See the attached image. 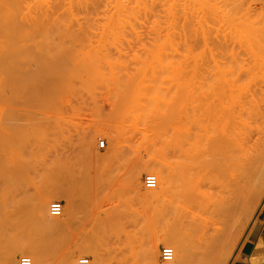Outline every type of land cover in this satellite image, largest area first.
I'll return each mask as SVG.
<instances>
[{
    "label": "bare ground",
    "instance_id": "1",
    "mask_svg": "<svg viewBox=\"0 0 264 264\" xmlns=\"http://www.w3.org/2000/svg\"><path fill=\"white\" fill-rule=\"evenodd\" d=\"M260 1L0 0V93L3 91L5 93L7 90L14 96L37 92L47 94L48 91L44 90L45 93H41L42 89L53 91V87L61 83H64L65 87L72 85L71 88L78 87L81 83L88 86L98 85L103 88L99 89L105 92V94H100V92L98 94L106 95L108 110L112 109V113L117 112L118 114L116 111L118 108L119 116L123 110V114L131 121L126 123V127L131 130L132 137L137 136V143L144 145V149L148 147L147 151L150 152L145 159L135 156L134 164L128 170V179L126 178L128 181L126 182H129L131 192L139 191L142 172L148 171L154 174L155 186L149 190H140L143 191L140 195L144 200H152L154 206L159 204L160 206H157L160 207L162 215L166 210L169 211L165 213L169 214V220L167 219L169 223L160 231L152 227L155 231L146 237L143 244L139 243L143 245L142 250L140 249L141 253L139 252L140 256L138 254V257L142 259V261L139 259L142 264H206L205 257L210 255L213 248L211 246L214 245L213 238L215 240L220 237V235L214 237L219 233L218 219L227 220L243 207L245 209L247 207L248 210L251 199L253 202V198L264 188V6ZM191 29H193V37L190 31V34L188 33ZM190 35L193 40L197 37L201 39L202 45L198 51H201L200 53L190 51L192 41H187ZM187 36L188 39H186ZM181 45L185 46L183 51ZM205 52L208 53L209 58L207 64H205L207 61ZM204 59V64H202ZM74 79H78L80 84L78 85L77 82H74V84L77 83L76 86L71 84ZM82 86L79 87L82 88ZM59 87L63 88L61 85ZM86 89L88 88H84L85 92ZM77 91L80 93L79 90ZM98 91L100 90L96 92ZM61 92L59 91L58 94ZM64 93L61 94L64 96ZM1 94L0 96L5 95ZM56 102L57 100L54 103ZM96 104L97 102L95 104L93 102L94 107ZM56 105L58 104L54 106ZM95 109L99 112L100 109L103 111L105 108L100 107L98 110L96 107ZM107 113L110 114V112ZM123 119L122 121H125ZM105 122L103 124L98 122V127H94L95 131H89L90 128L93 129L89 127V130L81 137L80 147L89 150L90 143L97 137V134L105 132L103 131L107 126ZM208 123L216 132L213 137L214 141L211 137H209L211 139L207 138ZM122 124L120 126H123ZM33 125L30 123V128ZM28 128L25 129L28 130ZM1 129L4 128L1 127ZM26 130L20 129L23 131L20 135L22 136ZM124 130L126 131L127 128ZM30 131L33 132V130ZM32 132L28 133L32 136ZM28 133L27 136L24 134L27 139L31 138ZM105 134L107 141L111 140V136ZM122 134L123 130L116 129L113 132L115 147L113 150L108 147L111 151L107 152V157H114L125 148L126 139L124 140ZM23 139L26 141V138ZM4 140L2 142H5ZM206 142L209 143L208 146ZM91 147L93 148V145ZM19 152H21L20 149ZM25 154L29 155L26 151ZM95 157L99 165L102 159H105L101 156ZM0 158L3 159V156ZM3 163L5 160L0 165L2 166ZM32 164L34 166L35 163L32 162ZM16 169H18L17 165ZM2 173L1 170L0 264H16L15 258L18 254L29 257L30 264H46L47 248L45 245L50 243L41 242V244L37 242L39 239L37 241L24 239V233L27 235L31 232L30 227L34 229V225H31L33 222L39 221L40 223L42 220L44 222L46 208H48L46 204L50 199L64 198L66 200V206L61 204V213L56 215L58 219L64 215L68 218L72 217L77 210L76 204L79 198L77 195L81 192L76 190L79 192L76 195L75 191L66 184H59L63 179L58 178L60 182L57 186L62 187L42 192L38 198L35 197L38 211L41 210V214L37 217V213L34 212L35 218L33 216L32 218L30 216L31 220L25 218L28 216L26 214L22 217L24 219H20L16 216L15 207H12L14 204L11 205L14 210H10L7 206L10 198L13 200L8 194L11 184L7 183L12 180H5L7 181L5 182ZM17 174L19 173H16L15 179H17ZM9 176L12 177V175ZM9 178L7 176V179ZM104 185L107 186V184ZM92 197L87 196L85 200L88 201L89 206H84L89 211V213L85 211V214L93 215L92 218L89 215L91 219L88 222L91 221V228L88 227L90 228L88 233L99 231L104 233L108 229L106 227H111L110 232L117 233L125 241L131 242L139 228V225L137 227L136 207L132 206V203H120L112 199L106 208H102V204L99 201V203L96 202L98 198L93 201ZM34 209L36 210L37 206ZM99 211H103L105 217L97 216L96 213ZM66 216L63 218L68 219ZM27 219L30 220V224ZM49 220L50 218L47 217V221ZM78 220L76 219L77 222ZM65 221L68 222V220ZM65 221L64 223H67ZM73 224L75 225L74 222ZM116 226L118 229L115 228ZM84 227L86 226H83V229ZM97 227L101 229L98 230ZM146 230L148 231L147 228ZM224 232L226 233L225 230ZM89 234L86 233V236ZM106 237L102 236L103 239ZM196 238L198 244L195 242V245L191 244L195 246L194 248L189 242L190 239ZM75 243L71 251H66V254L64 252L60 264H75L77 261L75 258L82 253L93 255L92 261L87 257L89 264H106L104 257L107 258V255L101 253L102 251L99 252V248L90 242ZM163 243L172 248L173 256L172 259L159 263L158 247ZM201 243L202 245H199ZM217 243L216 247L219 246ZM123 250L126 251L124 248ZM132 250H134L133 247ZM191 253L199 258L195 263L192 262ZM113 256L109 254V257ZM134 262L132 261L133 264Z\"/></svg>",
    "mask_w": 264,
    "mask_h": 264
},
{
    "label": "rangeland",
    "instance_id": "2",
    "mask_svg": "<svg viewBox=\"0 0 264 264\" xmlns=\"http://www.w3.org/2000/svg\"><path fill=\"white\" fill-rule=\"evenodd\" d=\"M260 2H261V4H263L262 1H260ZM262 6H264V4ZM209 22H208V24H209ZM189 31L193 37V33H192L193 29L188 30V33H189ZM188 33H187V35L190 34V33L189 34ZM189 37L187 36L186 39L189 38V40H187V41H192L191 42L192 48L190 47V51L192 50L193 53L198 52L200 50V45H202L201 39L199 37H197L195 40H193L191 35ZM193 42L197 45V47ZM193 46L195 48H193ZM183 47H185V46L181 45L182 49L181 48L180 49L182 51L184 50ZM200 52H198V53H200ZM204 55L206 56L207 61H205V59H204L202 64H204V61H205V64H207V62H209L208 61V59H209L208 53L205 52ZM78 81H79L78 79H74L71 82V84H74V82L78 83ZM63 84L64 83L59 84V85H61V87L63 86V88H60V87L58 88V86H59L58 85L57 87H53V89H52L53 91H51V89L46 90V88L42 89V91L40 90L41 93H45L44 91H46V92L48 91L47 94H39V92H37L35 94L32 93L29 95L25 94V95H20V96H14L11 93L9 94V92L7 90L5 93H4V91L1 92L2 94H5L4 96L0 93L4 97V99H3L2 96H0L2 98V99L0 98V101L3 102L2 104L0 102V119H1L0 120V133L1 134L4 133L3 135L0 134V136H2V137H0L1 138L0 141L2 142V140H4L6 138L4 140L5 142H2L4 144L3 147H2L3 144L0 142V145L2 144L0 146V153L1 152L3 153V154L2 153L0 154V157L3 156V159L5 158L4 159L5 163H3L2 166L0 165V173L2 170L4 181L5 180L8 181L10 179L12 180L9 182L5 181V182L11 184L9 186L10 188H8L9 189L8 194H9V196H11L13 198V200L10 198V200L8 202H10L11 204L8 203L7 206L10 210L15 207V212H17L16 216H18V218H20V219H24L22 217H23V215L25 217L26 214H28V216H26L25 218L30 219V216H31V218H32V216L33 217L35 216L34 212L37 213L36 216L38 217V215L41 214L40 213L41 210L38 211V205H37L38 203H36L37 202L36 198H38L39 194H41L42 192L50 191L52 189L54 190L57 187H62V186H57V183L60 182L59 179L62 178L65 182L60 179L62 183L60 182L59 184H63V185L66 184L67 187H69L75 191L76 195H77V193L81 192V193H79L80 195H77L79 198H78V201L76 204L77 210L74 213L75 216L73 215L72 217L68 218L66 215H64V216L60 217V219H58L57 218L58 216L56 217V216L50 215L48 212V208H46V215H45L46 219H44V216H43L44 222H43V220L40 223H39V221L35 222V223H38L39 225L41 224L39 226L40 228L37 226L38 224H35L33 222V224H31V225L32 226L34 225L33 226L34 229L32 227H30V230L29 229L28 230L31 232L27 233V235H26V233H24V235H25L24 239H28V238L30 240L35 239V241H37V239H39L37 242H40V243L42 242L43 244L44 243L45 244L46 243L52 244V245H50V244L45 245V248H47L46 249V254H47L46 255V257H47V259H46L47 263L46 264H60V259H61L62 255H64V252L66 254L68 251H71L72 248L75 247V244H76L75 242H84V241L86 243L90 242L91 244L96 246V248H99L98 249L99 252L102 251L101 253L105 254V256L107 255L106 256L107 258L104 257V261L108 262V263L106 262V264H117V263L118 264H128V263L133 264L132 261L134 262L135 260H137V261L134 262V264H142L139 261V259H141V258L138 257V254L140 252V249L142 250L141 247H143V245H139V243L143 244L146 240V237H149L152 231H155V229L157 231H160L161 229L167 227L166 225H168L167 223H169V221H168L169 220L168 219L169 214L168 215L165 214V213H168L169 211L166 210L164 212V214L162 215L161 209H159L160 208L159 204H155V206H154V202L152 200H150V199L144 200L141 198L142 192L145 189L149 190V188H146L143 185V175L148 173V171H145V172L143 171L141 176H140L141 177L140 183L142 182L140 184V190H143V191L139 190V191H132L131 192V190L129 188V182H126V181H128L127 180L128 179V170L134 164V161L136 158L135 156H141L143 159H145L148 156V153L150 151H147L148 147L146 149H144L145 148L144 145L137 143V141H136L137 136H135V137L133 136L134 138L132 137L133 134H132L131 130L130 129L128 130V127H126L127 124L131 121H130V119H128V117H126V115L123 114V110H122V113L120 112V116H119L120 110L118 108H117V110L113 109V110L118 111V114L116 111H114V112H116L115 114L112 113V109H110L111 111L108 110L109 108L107 106H109V105L107 104V98L105 97L106 95L101 96L98 94L99 92H100V94H105V92H103L104 90L99 89L102 87H100L98 85L88 86L85 83L80 84V82H79L78 83V85L80 84L79 86H82V84H84L83 85L84 88L85 87L88 88V89H86V92H85L83 86H82V88L78 86L79 87L78 88L76 86V84H74L76 87L74 88V86H73V88H71L72 85L71 86L68 85L72 89L71 90L67 86L66 83L65 84L68 88L65 87V85H63ZM90 87H92V88H90ZM93 87H95L94 92H93V90H94ZM64 88L67 90H65ZM76 88H77V90H79L80 93H78ZM56 89H57V91H56ZM62 89H64V90H62ZM68 89H69V91L71 90L73 94L71 93V91L69 94ZM74 89H75V91H74ZM90 89L91 90L93 89V90L91 91ZM97 90H100V91L96 92ZM49 91H50V93H49ZM59 91H62L63 93H64V91H66V92L64 93V96H63V94H61L62 92L59 93L60 97L58 98V96H59L58 92ZM76 91H77V93H76ZM90 91H91V93H94V94L89 93ZM55 95H58V96H55ZM91 99H93V100H91ZM104 99H106V100H104ZM2 100H4V101H2ZM56 100H57V102L54 103ZM134 100H135V98H134ZM92 101L94 102V104H95V102H97V104H96L97 106L95 105V107H94ZM55 104H58V105L54 106ZM56 107H58L59 109ZM96 107L98 110L100 109V107H102V109L103 108H105V109H103V111L100 109L98 112L95 109ZM104 111L110 112V114L106 112L107 113V115H106V113H104ZM1 112H2V115H1ZM96 114L98 116H96ZM116 114L118 116L115 118ZM122 114L124 115V119H123ZM5 115H7V116H5ZM2 116H4L3 119H2ZM14 116L16 118L13 119ZM118 117L119 118L121 117V118L119 119ZM100 119H101V121H100ZM110 119H111V121H110ZM117 119H119L120 121H122V119H123L125 121L120 122ZM14 120H15V122H17V124H19V123L21 124V125L19 124L21 126V128L19 127V125L17 126V124L14 122ZM17 120H19V121H17ZM103 120L106 121L105 123L107 124V126H106V124H104V126H106V127L104 128L103 131H105V132L103 134L101 133L100 135L97 134V137H95L94 140H92V143H90L89 150L80 147L81 146L80 140H81V137L83 136V133L87 132L89 130V127L93 128L92 130L90 128L89 131H93V130L95 131L94 127H96V126L98 127L99 124H103V122H104ZM3 122H5V124L7 123L8 125L7 124L5 125ZM98 122H99V124H98ZM100 122H102V123H100ZM107 122L110 124H108ZM10 123H12V124H10ZM30 123H31V125L34 124L33 126H31V128H30ZM92 123H93V126H92ZM209 123H213V121H211V122L209 121ZM209 123L207 126L206 135L208 136L207 137L208 139L212 138V140H213V137L215 136L216 132L213 131V129H211L212 125H209ZM121 124L123 126H125L124 128H127L128 132H126L127 130L126 131L124 130L123 126H120ZM25 125H26V127H25ZM28 125H29L30 130H33V132L29 130ZM1 127L4 129H1ZM8 127L11 130H9ZM22 127L24 128V130H26L25 128H28V130H29V131L28 130L24 131L25 132L24 134H26V136H27L28 132H32V136L30 135L31 133H28V135L31 137V138L28 137L29 141H27L28 139L24 134H22V136L20 135L23 132V131H20V129H23ZM14 129H15V131L17 129V131L16 132L13 131ZM116 129L117 130H123L122 135L124 136L123 137L124 140L126 139L129 141H126V140L124 141L125 142V146H124L125 148L122 149L123 151L121 150L122 152L120 151L119 153H117V155H114V157H107L108 153L111 151L108 147H111L112 150L115 147L114 146L115 140H113L114 138H112V136H113V132ZM124 131H125V134H124ZM18 132H19V134H18ZM105 133H107L108 136L109 135L111 136V138H110L111 140L107 141L108 139H107V136H105L106 135ZM10 135L12 136V138H10L11 137ZM18 135H20V136H18ZM129 136H131V137H129ZM128 137H129V139H128ZM209 137H211V138H209ZM2 138H4V139H2ZM23 138H26V141ZM130 138H132V139H130ZM98 139H104L105 140V146L104 147L98 148L96 146V142ZM133 140H134V142H132ZM207 141H210V140H207ZM14 143H15V145H14ZM41 144H43V145H41ZM7 145H8V147H7ZM16 145H18V146H16ZM20 145H21V147H19ZM92 145H93V148L91 147ZM138 145H139V147H138ZM208 145H209V143L206 142V146H208ZM112 146H113V148H112ZM44 147H46V149ZM17 148H18V150H17ZM30 148L31 149L33 148V149L31 150ZM19 149L23 153L19 152ZM90 149H92V150H90ZM40 150L43 152H41ZM25 151L29 155H26V154L24 155ZM30 153H31V155H30ZM7 154H8V156H7ZM32 154H33V156H32ZM96 154H98V155H96ZM19 155H21V156H19ZM25 156H27V157H25ZM31 156L33 158H31ZM95 156H101V157H104L105 159H102V162L99 165V163H97V160H96L97 157H95ZM20 157L21 158L24 157L23 158L24 160L21 159ZM27 158H28V160H26ZM3 159L0 158V161H1L0 164L2 162H4ZM14 160H16V161H14ZM25 160H26L27 164H23V163H26ZM29 160H31V161H29ZM13 162L15 164H13ZM32 162L35 163L34 166H32L33 165ZM106 163H107V165H106ZM16 165H17V168L19 169V172H18V169H16ZM53 165H54V167H53ZM10 167H11V169H10ZM14 167H15V169H14ZM25 167L27 170L25 169ZM33 167H34V169H33ZM2 168H5V169H2ZM7 169H8V171H7ZM13 169H14V172H12ZM13 173H15L14 176H13ZM16 173H19V174H17V177H16L17 179L14 178L16 176ZM103 173H104V175H103ZM105 173H106V175H105ZM6 174L12 175V177L7 175L8 177H10L9 179H7V176H5ZM49 175H50V177H49ZM53 175L55 177L56 176L57 177L55 178ZM106 177H107L108 181H107ZM56 179H58V181ZM0 182H1V179H0ZM14 182H16V183H14ZM126 183L128 185H126ZM14 184L16 186L17 185H19V186L15 187ZM104 184H107V186ZM13 185H14V187H13ZM89 185H90V187H89ZM84 186H86V187H84ZM91 186H92V188H91ZM125 186H127V187H125ZM63 187H65V186H63ZM0 188H1V183H0ZM41 188H43V189H41ZM109 188H110V190H109ZM92 189H93V191L91 192ZM263 189H262V191L259 192L260 194H257L256 197L253 198V202L251 199L250 207H248V210H247V207H246V209H245V207H243L244 209L241 208V209H239L240 211L239 210L236 211L237 216L234 213L232 216H230L231 218L229 217L230 219L228 218L227 220H224V221L218 219L219 221H217V224L219 223L218 227H220L219 231H218L219 233H217L218 235L216 234V236H214V237L216 238L217 236L220 235V237H218V239L220 241L217 238L215 240L213 238V244L214 245H211V246L214 248V250L216 252L213 250L212 247H210V248H212L211 251L209 250L210 255L205 257V260L207 261L206 264H228L229 260L231 259V257L235 253L238 244L240 243V241L245 236L247 229L249 228L252 220L255 218L257 211L259 210L262 203L264 202V190ZM11 190H12V192H11ZM76 190H78L79 192ZM95 190H96V192H95ZM90 192L93 194H91ZM13 193H14V195H12ZM84 193H86V194H84ZM135 193H137V194H135ZM15 194H17L18 196L17 195L15 196ZM81 195H83L84 198ZM92 195H93V197H92ZM94 195H98V196H94ZM87 196H91L93 201H95V198L96 199L98 198L96 202L99 201L100 204H102V208H106L112 199H114L112 201H118L120 203H132L133 204L132 206H135L136 211H137V217H138L137 218L138 219L137 220V227L139 225V228H137L138 229L137 235L135 236L136 238L133 237L134 240L132 239L131 242L130 241L127 242L119 234L110 232V231H112L111 227H106V228H108V229H106V231L108 230L107 231L108 233L104 229V231H105L104 233H100V231H99L96 233H90L89 234L88 229L91 228V221L88 222V220H90L93 217V215H90L91 214L90 213L89 214L91 216V218H90L88 214H85L86 213L85 211H87L86 210L87 208L85 209V207L89 206V203H87L88 201L85 200L87 198ZM124 196H126V197H124ZM132 196H133V198H132ZM111 197H113V198H111ZM103 198H105V199L103 200ZM52 200L61 201L62 205L66 206V200L64 198H54V199H50L47 202L46 207H48L49 202H51ZM11 205H13L12 206L13 208L11 207ZM34 205H35V207H34ZM78 205H79V207H78ZM86 205H88V206H86ZM157 205H159V206H157ZM36 206H37V209L35 210L34 208H36ZM18 210H19V212H18ZM77 211H79V212H77ZM159 211H160V213H159ZM87 212L89 213V211H87ZM237 212H239L240 214ZM157 214H159V215H157ZM85 215L87 216V218ZM96 215L101 217V218L105 217L104 216L105 213H103V211L102 212L99 211L98 213H96ZM65 216L68 219L63 218ZM47 217L50 218L51 221L50 220L47 221ZM233 217H235V218H233ZM238 218H240V219H238ZM28 219H27V222L29 223L31 219L30 220H28ZM76 219L77 220L79 219L78 222L76 221ZM232 219H234V220H232ZM60 220H62L63 222ZM65 220H68V222ZM24 221L26 222V220H24ZM56 221L61 222L64 226L61 223H57ZM64 221L67 223H64ZM69 221H70V223H69ZM84 221L86 224L84 223ZM73 222L75 223V225L73 224ZM162 222H163V224H162ZM76 223H78V224H76ZM81 223H82V225H81ZM231 223H233V224L231 225ZM67 224H70V225H67ZM229 224H230V226H229ZM83 226H86L87 228L84 227V229H83ZM75 227H78V228H75ZM88 227H90V228H88ZM145 227L148 229V231L146 230ZM152 227H154L155 229ZM92 228L96 229L95 227H92ZM115 228L118 229V226H116ZM141 228H143V229H141ZM97 229L99 230L101 228L97 227ZM149 230H150V233H148ZM224 230L226 231V233L224 232ZM84 231H85V233H83ZM77 232H79V233H77ZM80 233H82V234L80 235ZM86 233L89 235L86 236ZM97 233H100V235L99 234L98 235L101 237H99L97 235ZM222 234H223V236H222ZM90 235H91V237H90ZM96 235H97V238H100V239L97 240ZM110 235H112V237H110ZM81 236H82V238H81ZM102 236H105V237L107 236V237L103 239ZM83 237H84V239H83ZM221 237H223V238H221ZM92 238H93V240H91ZM94 239H96V240H94ZM194 240L190 239V242H189L190 245L194 244V242H195V244H198L196 241L197 238ZM217 240L219 241L220 244L217 243L218 242ZM198 241H199V239H198ZM215 241H217V242H215ZM202 243H204V241H202ZM202 243L199 245H202ZM216 243H217V245H219V246H217L218 248L215 245ZM131 244H132V246H131ZM47 245H49L50 247ZM162 245H166V244H164V243L160 244L158 247V257H159L158 261H159V263L166 262V261L162 260L160 258V255H159V248ZM191 246L195 248V246H193V245H191ZM117 247H118V249H117ZM132 247L134 250H132ZM136 247H139V248H136ZM106 248H109V249H106ZM114 248L116 249L115 251H114ZM123 248L126 249V251L123 250ZM111 249L113 250V252H111L112 251ZM132 251H134V252L136 251L135 254H133L134 252H132ZM109 254H110V256L114 255L116 258L114 256L109 257ZM130 254H131V256H130ZM23 255L24 254H22V255L18 254L16 256V258H15V260L17 261L16 264H18L19 257L23 256ZM91 255L92 254L87 255L85 253H82V254L77 255V257L86 256L90 259V261H92V259H94V258H93V255L92 256ZM125 255H126V257H125ZM132 255H134V257H136V258L132 257ZM128 256L131 258H129ZM139 256H140V254H139ZM76 258H75V261L77 260ZM132 258H134V260H132ZM120 259H121V261H120ZM122 259H124L125 261ZM129 259H130V261L128 262ZM191 259H192V262L195 263L199 258L194 253L193 254L191 253ZM109 260H110V262L111 261L112 262L110 263ZM116 261H118V262H116ZM141 261H142V259H141ZM121 262H123V263H121Z\"/></svg>",
    "mask_w": 264,
    "mask_h": 264
},
{
    "label": "crops",
    "instance_id": "3",
    "mask_svg": "<svg viewBox=\"0 0 264 264\" xmlns=\"http://www.w3.org/2000/svg\"><path fill=\"white\" fill-rule=\"evenodd\" d=\"M228 264H264V202Z\"/></svg>",
    "mask_w": 264,
    "mask_h": 264
},
{
    "label": "built area",
    "instance_id": "4",
    "mask_svg": "<svg viewBox=\"0 0 264 264\" xmlns=\"http://www.w3.org/2000/svg\"><path fill=\"white\" fill-rule=\"evenodd\" d=\"M264 4V0H261ZM105 140L104 139H99L98 140V147L102 148L104 147ZM143 184L147 188H152L156 184V178L155 175L152 173H147L143 176ZM62 203L60 201H51L48 204V211L51 215H59L61 213L62 209ZM159 255L162 260H170L172 259L173 256V250L170 246L168 245H162L159 248ZM18 264H30V259L29 257L23 255L20 256L18 259ZM76 264H89V260L87 257H79L76 261Z\"/></svg>",
    "mask_w": 264,
    "mask_h": 264
}]
</instances>
